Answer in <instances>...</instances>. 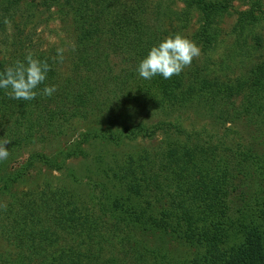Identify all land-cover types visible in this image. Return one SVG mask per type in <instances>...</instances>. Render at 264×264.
<instances>
[{
	"label": "trees",
	"instance_id": "16d2710c",
	"mask_svg": "<svg viewBox=\"0 0 264 264\" xmlns=\"http://www.w3.org/2000/svg\"><path fill=\"white\" fill-rule=\"evenodd\" d=\"M183 1L186 15L192 11L200 15L193 40L198 41L202 57L179 76L144 80L136 66L163 38L162 28L152 29L147 19V0H39L41 7L58 8L74 20L77 65L87 75L73 72L63 78L50 58L38 57L52 66L45 84L55 85L56 92L18 101L0 90V123L13 112L17 121L9 130L0 126V139L17 146L45 135L42 130L59 135L64 122L98 114L123 119L131 109L143 116L141 122L118 133L99 130L101 138L121 142L163 136L159 150L143 149L137 157L106 169L109 191L104 198L111 206H105L101 219L78 217L76 208L66 211L75 201L64 200L66 190H57L51 210L52 240L71 238L66 241L68 251L58 250V261L64 264H264V0H249L232 28L247 63L239 74L210 56L220 43L219 20L230 10L231 0ZM156 15L159 19L157 10ZM113 55L122 64L119 72ZM36 109L41 113H32ZM190 111L226 131L246 130L247 142L234 144L228 133L209 130L208 125L187 127L181 114ZM29 113L32 120L21 122ZM237 136L242 138L237 132L234 139ZM81 144L65 157L85 156ZM37 161L54 167L44 154ZM19 213L22 217L7 218L6 231L29 226L20 239L27 237L31 247L38 245L35 250L49 259L55 252L39 246L51 241L45 234L51 227L40 225L34 232L30 211ZM100 220L107 228L103 234ZM154 234L177 236L180 246L186 247L184 254L150 244L147 235ZM96 246L100 255L93 249Z\"/></svg>",
	"mask_w": 264,
	"mask_h": 264
},
{
	"label": "rangeland",
	"instance_id": "374dc122",
	"mask_svg": "<svg viewBox=\"0 0 264 264\" xmlns=\"http://www.w3.org/2000/svg\"><path fill=\"white\" fill-rule=\"evenodd\" d=\"M11 1L0 0V63H4V68L15 60H22L28 52H32L36 57L50 58L54 62L53 68L55 67L57 73L63 78L71 76L73 72H80L82 77L87 75L86 72H83V68L77 65L79 57L75 51L74 25L76 26V24L69 14L59 13V9L54 7L48 11L46 7L39 5V0H24L18 5H11ZM147 1L149 8L147 19L152 29L155 26L162 28L163 38L169 34L180 33L193 40L200 15L195 11L186 15L185 12L188 10H186L183 0ZM249 2V0L230 1V10L225 12L219 20L220 43L216 50L210 53L214 62H223L225 67L229 65L230 69L237 74L246 71L247 63L243 52L237 46L235 34L231 33L238 12L245 10ZM156 10L159 11V19ZM157 21H160L162 27ZM58 48L63 49L62 62H57L54 59ZM201 57L200 52V55L193 60ZM111 59H113L115 71L119 72L117 67L122 65L121 62L115 55ZM129 111V115L125 116L127 119H120L121 117H117V115L115 118L104 119L102 115L98 114L89 119L64 122L61 127L62 133L57 136H54L51 131L49 133L47 130H42L41 132L45 135H38L32 141H24L17 146L8 144L9 158L0 163V264H51L52 260L56 261L55 264H64L63 261H58V250L68 251L71 246L66 241H70L71 238L63 235L60 242L52 240L54 225L52 226L51 223V210L56 207L53 200L58 198L54 197L57 190H66L67 197L64 200L71 198L75 201L67 205L69 210L65 209L66 211L76 208L78 217L101 219L99 216L102 215L105 206H111L104 198L106 192L109 191L106 169L114 166L117 161L128 160L132 156L137 157L143 149L151 151L160 149L159 144L163 137L161 134L151 139L130 140L126 138L121 142L109 141L103 136L101 138L99 130L103 131L109 128L118 133L125 127L143 120V116L138 111L132 109ZM32 113H41V110L36 109ZM32 113H29L21 122L32 120ZM13 115L14 112L6 114L2 118L0 126L2 125L8 130L13 128L17 122ZM181 119L189 128L200 129L208 125L209 130L213 128L228 133L227 139L236 140L234 144L240 141H242L240 144H244L243 142L248 140L246 130L242 131L241 128L232 127L233 132L226 131L225 127H216L214 121L197 115L193 111L182 113ZM155 121L151 120L150 123ZM2 129L3 127H0L1 132ZM237 132L242 138L237 136V139H234ZM43 138L46 140L44 141ZM80 141L85 156L65 157L66 153L70 154V151ZM42 154L50 158L54 167L45 166L37 161V157ZM71 176L76 178L75 181ZM235 203L239 205L240 201L236 200ZM46 209L49 210L48 213ZM22 210L30 211L29 222H31L34 232L39 230L40 225L51 227V230H46L47 233H45L51 241L47 240L44 242L45 244L40 243L39 246L44 250L55 252L49 259H43L44 252L35 250L38 245L33 249L31 240L27 237L21 240L24 231L29 230V226L17 228L12 233L6 231V226L9 223L7 218H13L15 214L22 217L19 213ZM99 222L101 234L107 232L102 220ZM147 239L150 240V244L155 243L156 246L163 247L164 250H177V255L184 254L186 250L184 244L180 246L181 241L179 242L177 236L154 234L153 236L147 235ZM93 249L98 255L101 254L99 246ZM31 254H34L32 261L30 260Z\"/></svg>",
	"mask_w": 264,
	"mask_h": 264
},
{
	"label": "clouds",
	"instance_id": "9594fccd",
	"mask_svg": "<svg viewBox=\"0 0 264 264\" xmlns=\"http://www.w3.org/2000/svg\"><path fill=\"white\" fill-rule=\"evenodd\" d=\"M200 52L196 42L187 36L180 33L169 34L148 49L135 71L144 80H151L156 76L171 79L190 66ZM63 58V49H56L54 59L62 62ZM51 70L52 66L47 60L28 52L22 60H15L0 71V90L10 99L18 101H32L38 94L51 97L56 92V86L45 84ZM9 142L0 139V163L9 158L10 150L6 147Z\"/></svg>",
	"mask_w": 264,
	"mask_h": 264
}]
</instances>
